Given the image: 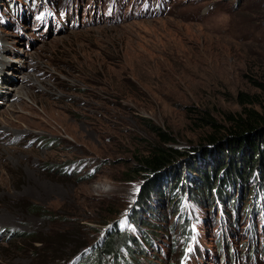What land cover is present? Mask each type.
Wrapping results in <instances>:
<instances>
[{
	"label": "rangeland",
	"instance_id": "1",
	"mask_svg": "<svg viewBox=\"0 0 264 264\" xmlns=\"http://www.w3.org/2000/svg\"><path fill=\"white\" fill-rule=\"evenodd\" d=\"M254 81L264 85V0H0V264H76L115 227L148 233L138 264H264L249 184L231 187L237 215L211 195L138 202L139 159L159 143L150 125L186 151L175 162L199 164L210 131L199 112L224 125L238 92L264 93ZM21 85L30 108L15 112L6 96Z\"/></svg>",
	"mask_w": 264,
	"mask_h": 264
},
{
	"label": "trees",
	"instance_id": "2",
	"mask_svg": "<svg viewBox=\"0 0 264 264\" xmlns=\"http://www.w3.org/2000/svg\"><path fill=\"white\" fill-rule=\"evenodd\" d=\"M254 82L264 92V85L257 81ZM263 100L264 93L256 95V93L238 92L236 101L239 110L225 113L222 120L224 125L218 123L211 112L200 111L196 117L197 124L209 127L210 131L199 144L200 147L195 148L196 151L203 149L202 152H198L202 157L198 161L199 164L194 159L185 165L183 163V166L182 163L175 162V159L186 155V151L182 152L170 146L174 139L165 131L150 125V128L158 134L159 143L139 159V170L146 172L148 176L140 193L142 199L138 202L147 208L151 194L156 190H159L162 195L170 194L169 204L171 205L181 204L184 198H191L197 203L206 202L210 205L211 195L213 202L216 200V202L225 204L229 201L237 215L239 200L231 187L234 188L233 184L240 181L242 185L245 184V188L246 185H250L249 189L253 195V202L249 201L244 211L253 213L260 210L264 214ZM186 173L188 175L195 173L196 180H193L195 179L193 177L189 178ZM228 192L231 196L230 200ZM31 208L33 212H42L38 206L33 205ZM226 215L228 216L229 213ZM141 224L156 233V229H153L158 227L156 224L152 222ZM174 226L172 224L165 229L172 234L171 250H174L177 241ZM178 228L186 233L185 237L192 236L186 216H183V221L178 224ZM254 229L252 226L251 230ZM109 233L100 246L93 252L83 255L76 264H138L139 262H135L138 258L136 253L144 251L142 246L144 243H150L148 233L146 232L140 240L117 227ZM253 251L255 252L254 249Z\"/></svg>",
	"mask_w": 264,
	"mask_h": 264
},
{
	"label": "bare ground",
	"instance_id": "3",
	"mask_svg": "<svg viewBox=\"0 0 264 264\" xmlns=\"http://www.w3.org/2000/svg\"><path fill=\"white\" fill-rule=\"evenodd\" d=\"M21 88H19L18 87V89H14V92L12 93V94H10L9 96H6V98H8V100L10 101V103H9V106H11V108H12V110H14L15 112H18V110H17V104L19 103V104H22V106H20L21 108H19L20 110H25L26 108H30V106L28 105V104H26V102H24V94L19 90V89H22V85L20 86ZM25 87V86H24ZM29 93L26 91V94L25 95H28ZM30 95V94H29ZM29 95H28V97H29ZM16 102V103H15ZM9 110V109H8ZM15 114V113H14ZM20 114V113H19ZM21 116H23V115H21ZM20 116V117H21ZM27 116V115H26ZM17 117H18V115H17ZM19 117V118H20ZM16 118V117H15ZM26 118V117H25ZM22 119H24V118H22ZM9 121V120H8ZM16 121V120H15ZM5 122V121H4ZM10 124V123H9ZM11 124L13 125V124H16L14 121H11ZM18 124V123H17ZM4 125V124H3ZM1 127V126H0ZM8 127V126H7ZM13 127V126H12ZM16 129H17V126H14ZM8 129V128H7ZM30 129V128H29ZM19 131H17V134H18V136L21 134V133H19V132H21V129H18ZM3 132V134H7L6 136H5V138H8V133H7V131H2ZM2 132H1V130H0V140H2L1 139V135H2ZM22 136H20L22 139H24L25 138V135H23V134H21ZM20 138V140H22ZM9 139H10V137H9ZM26 139V138H25ZM28 139V138H27ZM22 142V141H21ZM8 148V147H7ZM6 151V150H5ZM3 149H2V147L0 146V162L1 163H3V161L5 160V156H4V152H5ZM8 162V161H7Z\"/></svg>",
	"mask_w": 264,
	"mask_h": 264
}]
</instances>
